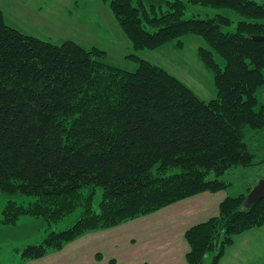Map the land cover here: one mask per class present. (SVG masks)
Wrapping results in <instances>:
<instances>
[{
  "label": "trees",
  "instance_id": "1",
  "mask_svg": "<svg viewBox=\"0 0 264 264\" xmlns=\"http://www.w3.org/2000/svg\"><path fill=\"white\" fill-rule=\"evenodd\" d=\"M238 15L186 19L185 0H111L135 52L196 36L217 96L204 101L164 68L134 54L135 71L109 65L106 53L72 41L27 35L0 7V229L23 216L49 226L83 208L65 230L23 250V263L61 251L90 232L117 227L202 193L229 191L223 177L251 167L247 130L264 132V0H188ZM217 57L224 61V67ZM102 190L95 207L94 199ZM228 195L219 215L191 228L187 264H219L227 248L264 226V200Z\"/></svg>",
  "mask_w": 264,
  "mask_h": 264
},
{
  "label": "rangeland",
  "instance_id": "2",
  "mask_svg": "<svg viewBox=\"0 0 264 264\" xmlns=\"http://www.w3.org/2000/svg\"><path fill=\"white\" fill-rule=\"evenodd\" d=\"M110 1L0 0V7L4 10L6 23L24 34L50 40L57 44L72 41L86 50L99 49L106 53L105 61L109 65L126 71H135L138 68V64L129 58L136 54L176 76L192 88L202 100L209 101L217 96L214 74L205 67L198 55L199 48L205 46L201 38L185 36L181 39L183 45L180 47L176 42H173L158 50L147 49L135 52L123 28L111 11ZM185 2L187 3L186 19L194 16L209 18L221 14L234 21L232 30L235 29L236 22L241 19L238 15L224 9L193 5L188 0ZM217 59L224 67V61L219 57ZM246 143L255 154V165L232 169L223 179L230 184L228 191L230 195L238 196L245 193L247 198L258 182L264 179V132L258 133L248 129ZM101 199L102 190L98 188L94 199L95 207L98 206ZM10 200L28 204L34 198L0 194V211L5 210ZM82 212L83 208L78 207L71 216L50 226L42 219L23 216L21 221L19 220L20 222L11 226L14 229L7 237L4 236V232L0 233V252L6 255L9 260L8 264H22L24 262L23 250L26 247L41 243L51 231L65 230L71 227ZM231 247L227 248L225 256L219 264L228 263L231 257L228 254ZM212 259L213 254L208 255L205 263L211 264Z\"/></svg>",
  "mask_w": 264,
  "mask_h": 264
},
{
  "label": "crops",
  "instance_id": "3",
  "mask_svg": "<svg viewBox=\"0 0 264 264\" xmlns=\"http://www.w3.org/2000/svg\"><path fill=\"white\" fill-rule=\"evenodd\" d=\"M229 194H199L152 215L87 233L62 251L25 264H187V231L218 216ZM13 229L4 227L0 233L7 237ZM228 254L227 264H264V226L238 236ZM8 263L0 252V264Z\"/></svg>",
  "mask_w": 264,
  "mask_h": 264
},
{
  "label": "water",
  "instance_id": "4",
  "mask_svg": "<svg viewBox=\"0 0 264 264\" xmlns=\"http://www.w3.org/2000/svg\"><path fill=\"white\" fill-rule=\"evenodd\" d=\"M256 41L264 42V36H255ZM264 200V179H261L259 183L253 188L244 201V208L249 209L253 206L258 205Z\"/></svg>",
  "mask_w": 264,
  "mask_h": 264
}]
</instances>
